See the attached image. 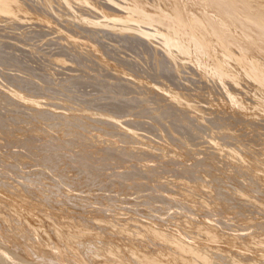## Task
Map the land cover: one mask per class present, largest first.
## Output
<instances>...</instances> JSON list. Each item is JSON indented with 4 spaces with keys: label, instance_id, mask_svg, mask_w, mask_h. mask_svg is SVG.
Here are the masks:
<instances>
[{
    "label": "bare ground",
    "instance_id": "6f19581e",
    "mask_svg": "<svg viewBox=\"0 0 264 264\" xmlns=\"http://www.w3.org/2000/svg\"><path fill=\"white\" fill-rule=\"evenodd\" d=\"M196 5L200 7L199 9L197 8L198 10L195 7ZM31 7L36 8L37 11L35 15L34 13L31 14L32 9L29 11ZM34 10L32 11L35 12ZM51 43L54 50L52 55L51 53L47 54L48 51H44L43 48L47 45V49H52L51 46L49 47ZM50 52H52V50H50ZM81 56L91 61H88L90 65H93L91 68L94 67L96 72L99 73L104 80H107V83L109 79H116V84L119 83L117 86L121 87L118 88L115 85L116 88H118L116 91H112L111 87V90H109L107 88L108 86L105 87L101 84L102 82H106V80L101 82L100 79L97 78L98 74L96 75L94 73L96 76L95 80L89 78L90 85L88 86V83L86 85L88 89L92 88V90L89 91L85 87L86 89H84L89 91L87 93V91L77 90L76 88L77 99L81 101L82 104L86 103L87 106L88 103V106H90L99 101L98 104L100 106L97 105L102 107L106 100V95H110L108 94L109 92L106 93V91L114 92L111 94V97L114 98H112L114 103L111 101L112 99H108L109 103L110 101L113 103L108 104V106L112 108V105H115V110L123 109L117 107V98L121 96L119 99L123 98L125 105V99L129 93L132 94V96L135 95L140 98L144 96L148 100L163 104L161 105L158 103L161 105V108L157 112L153 111V107V110H150L161 119L160 121L163 125L168 124L166 125V131L164 129L162 132L159 131L164 136L166 134L169 138L171 146L168 142L170 150L168 147L167 151L171 152L169 153L172 158H168V161H163L160 157L163 162L160 161L158 156L161 154L158 149L157 152L159 155H156L158 161L153 160L155 157L152 156V158V154H150V158H148L149 156L143 155L145 152H142L143 154H140L146 156L149 162H151H145V166L142 165L143 167L137 164V161L141 157L138 156L139 154H135L133 149L134 154L130 153L131 150L129 152V149L127 150L128 152L125 151L127 149L125 145L127 144L126 142H128V146L132 144L129 141L133 142V140L135 144L143 145L147 139H149L150 142V137L148 138V136H146L147 139L145 140L143 137L145 135L141 137V133H139L141 134L139 136V134L133 131L134 128L132 126H134V124L132 125V123L135 117L133 119L130 118V120H132L131 122L127 120L128 118L124 120L119 119L120 117L117 115V118L116 116L113 118L112 116H107L108 119H106L104 116V107L102 116H104L106 120L100 119L101 115L99 114H101V110L100 112L97 110V112H95L85 108L84 113L86 112L88 115L92 114V116L98 114V119L102 122L101 124H107V126L109 124H111L110 126L116 124L117 126L115 125V127L117 128L120 124V131L122 133L117 135L119 138L118 143L121 140V144L125 143L126 149H124V147L116 149L107 147L106 149L109 150V152H116L118 156L115 155L117 158L119 157V159L115 157L118 161L115 160L114 157H108L111 162H109L108 159L107 165L111 164L112 169L120 166L121 164L118 165V163L122 158H120L119 155L124 156V158L128 157L122 160H128L129 162L126 163L125 161L127 166L125 164L126 167L124 168V162L122 161V170L118 169L115 173L113 172V174H115L114 180L120 179L119 181L123 182V185L126 184L127 186L130 185L135 188L125 187V185V189H137L138 191L141 189L144 193L146 192L145 190H147L145 189L147 184L144 181H146V179L152 180L153 185L156 183L154 186L155 188L153 187L155 190L161 189L162 192H165L164 195L161 193V197H164L161 203L165 206L161 205L163 206L161 207L146 203L148 204L147 210H144L142 213V210L140 213L134 210L136 214H140L135 216L136 214L133 212V205L135 204L131 205V207H127V205L126 210L128 211L130 209L135 217L131 216L130 218L122 215V217H116L115 219L117 215L112 216L113 214L111 215V213L106 212V214H109V217L111 216L114 218L113 219L105 217L106 215H97L98 213L95 212L93 206L92 208H94L93 210L97 216L95 214V216H87L89 213L87 214V210L85 211L84 205L80 206L79 204L80 207L77 206L80 209L81 207L84 208L82 211L86 212V216L83 217L80 215L81 218L83 217V221L79 220L81 218H77V220H79L77 221L74 220L73 217L71 218L70 213L67 214L65 212H69L67 210L70 209L76 210L75 204L71 205V202H73V199L75 201V198H77L74 202L76 203L80 198L79 196L75 198L71 197L72 195L70 194L64 196L61 195V190V193L59 192L58 188L61 187H58L55 191H50L51 189L47 190L49 188L48 186L46 189L48 192L55 195L60 193L59 195L61 197L63 196V198L57 196L62 199L61 201L64 203L69 202L71 207L67 209L68 207L66 206L65 210V204L59 201L63 204L62 206L65 211L61 207V204L60 206L59 204H56V206L54 204L53 208L50 204V208L46 209L47 207L44 201H47V205H49V200L51 197L53 199V194L49 200H45L46 195H44L43 192L45 199H39L41 202L38 201L37 203V198L35 197L38 195L36 194L35 196L34 194V185H32L33 188L26 184L28 183L26 178L30 176L25 178V184L19 182L13 183L12 181L15 179L11 180V182L9 180V186H7L8 184L6 183L2 185L1 182L5 177H0L2 179L0 182V264H119L121 261H117L116 259L120 258L125 259L127 264H264V244L261 242V240L264 241V0H0L1 65L2 63L8 66L20 65L25 68L30 66L32 68L29 67L30 70L27 71H30L32 74L31 76L29 73L31 76L30 79L32 81L35 80V82L37 80L43 81L45 86H50V89L54 82L58 83L61 81L63 84V78L66 80L68 77L72 81H75L73 79H75L76 76H81L79 68L81 67V63L84 62V59H82V61L80 60V58H84ZM89 63L86 65L89 66ZM12 67L13 66H11V68ZM17 69H19V67H17ZM8 76L9 74L7 77ZM21 79L23 78L21 77ZM96 79L101 82L100 84L103 87L99 86L100 84L96 82ZM112 80L110 82H112ZM27 81H22V84L25 86V84H28ZM43 82L40 83V85H42ZM37 83L38 82L34 84H36L35 86H37L38 89ZM84 84H86V82ZM110 85L112 86V84H109V86ZM65 86L66 85H64V87ZM12 92L13 95L11 94L6 98L7 100L11 99L15 104L17 102L16 100H19V95L27 94L21 91ZM90 93L94 95L91 97ZM100 93H102L103 96L105 95V100L104 102L102 101V105L100 102L103 99L98 100L102 97ZM125 93L127 94L125 95ZM67 94L69 95V93ZM130 94L128 97L132 98ZM124 95L125 98L123 97ZM135 96L134 98L136 100L137 98ZM33 98L35 99V97ZM49 99L50 100L45 98V100L51 103V98L49 97ZM65 100H68V98ZM48 101L46 102L49 103ZM61 101L62 100H60V102ZM77 102L75 103L78 104V106L76 105L75 109L77 107L76 110L78 111L80 102ZM145 102L144 104L148 102L147 105L149 106V101ZM120 103L123 102L121 101ZM68 104L66 101L64 105ZM64 105L61 104L60 107ZM48 106V108H50L49 110H51L55 105ZM69 106L67 109H69ZM83 106H85V104ZM108 106L105 108L110 109ZM128 106H130V104ZM157 107L159 106H156V110ZM28 108L27 106L25 110ZM32 111L35 112V110ZM42 111L39 113L42 114L44 112ZM46 112H48V110ZM46 112H44L45 115ZM129 112L130 111L127 113ZM84 113H82V115ZM122 113L120 112L121 115H123ZM74 115H78L76 111ZM127 115L128 114H126V116ZM167 116L169 118L172 117L170 118L172 121H169ZM80 117L83 116H77V118ZM193 117L197 119V122ZM192 119L194 121H192ZM94 120H96L95 122L97 123L98 120L96 118ZM140 120L141 119H139V121ZM188 120L196 123L190 125ZM0 121L2 122V120ZM89 123L91 125V122ZM89 123H87V125H89ZM18 124H16V128H18ZM101 124H99V127L97 126L98 124H93V126L100 128ZM193 124H195L194 128L192 127ZM159 126L161 125H158V128L162 129ZM25 127L27 126L25 125ZM52 127L54 128V126ZM102 127H105V125ZM190 127H192L191 129H194V131H191ZM158 128L153 129L155 131L158 130ZM242 128L244 132L241 131ZM26 129L28 130V128ZM107 129L105 132H109ZM115 130L117 129H114V131ZM28 131L30 132L33 130L29 129ZM150 131L148 132L149 134L156 135L157 131L154 134ZM12 132L11 130V133ZM110 133L108 138H110ZM107 134L104 136H108ZM101 135L100 133L99 136ZM157 135L159 134L157 133ZM30 136L32 135L30 134ZM50 136L48 138H51ZM154 136H152L153 140L156 137ZM96 137L98 138V135ZM163 137L159 138L161 140L158 139L159 141L163 140L161 142L162 144H164ZM27 139L29 140L30 138ZM101 140L99 142H101ZM109 140L111 139L106 141ZM111 141L113 142V138ZM122 141H124V143ZM155 142L156 141L153 142V145L155 144L154 147L156 149V146L160 147V143L157 142V145ZM113 143L112 145H114ZM118 143L117 145L119 146ZM53 144L55 143L53 142ZM103 144H105L106 147V143L104 142ZM11 145L12 142L8 146L10 147ZM52 145L51 147H54V145ZM100 146L102 145L100 144ZM92 147L93 146H91V150H93ZM136 147L138 148V146ZM146 148L145 146V149ZM150 148L148 147V151L151 150ZM19 149L21 148H18V151ZM144 151H146V154L149 153L147 150ZM162 151L163 150H161V152ZM167 151L165 148L164 154H166L165 152ZM157 152L153 154H158ZM164 154L162 153V156ZM12 155L11 157H14ZM73 155L71 154V156ZM22 156L24 155L20 157ZM15 157L17 158L18 155ZM75 157L77 158V156ZM25 158L26 157L23 159L25 160ZM82 158L84 159V157ZM1 159L4 160V158L0 157V160ZM72 159L74 160L75 158ZM146 160L145 157L144 159L142 157L140 162L142 161L143 163ZM54 161L55 160H53V162ZM70 161H67V163ZM112 161H114L115 164L117 163L118 166L114 165L116 167L113 168L114 162L112 163ZM6 162L8 161L5 159V163ZM5 163L3 164L5 165ZM36 164V167H38V163ZM69 164L64 166L67 168ZM150 164L157 166V170L155 166L152 167ZM12 165L14 166L15 164ZM82 165H84V163ZM27 166H29V163L25 168ZM61 166L63 165L58 166L57 169L60 170L62 168ZM5 167L2 166V173L3 171L7 172V170H11V166L10 169ZM68 169H71V166ZM74 169L75 168L71 169V171ZM13 170L15 172V169ZM63 170L65 169H62V172ZM154 170L159 174V178ZM39 172L36 171L37 174ZM74 172H71L72 175ZM64 173H67V171ZM10 174L7 172V175H3L8 177ZM16 174L18 175V172H16ZM16 174L12 175H15L16 178ZM26 174L29 175L28 172ZM40 174L43 173L41 172L39 175ZM3 175L1 174V176ZM12 175L10 176L11 178ZM43 175H45V173ZM57 175H59V173ZM60 175H63V173ZM67 175L64 177V181L65 178L68 177ZM129 175L133 176V178H128L127 181L124 177ZM155 176H157L156 179ZM17 177L19 178L20 176L18 175ZM40 177H42V175ZM57 177L60 178L59 176ZM71 177L72 176H70V178ZM6 178L5 180L9 177ZM44 178L46 177L43 176L42 179L46 180ZM38 179L40 180V178ZM69 179H67V181H69ZM72 179L73 178H71V180ZM28 181H30V179ZM47 182H49V179ZM33 183H35L34 180L32 181V184ZM70 183H72V181ZM115 183H109L110 190L106 188L107 186L104 187V185V188H101L112 191L111 185ZM66 184L68 185V183ZM149 185L150 182L148 186ZM113 186L115 188L116 185ZM72 187L75 189L74 184ZM76 187L78 186L76 185ZM119 187H121V185ZM73 188L72 190H74ZM39 189L40 188H38V190ZM118 189L124 190L123 187ZM121 190L119 192H121ZM123 190L121 193L124 192ZM41 191L43 190L41 189ZM47 191L45 193H47ZM82 191L85 190H81V192ZM116 192L118 193V190ZM121 193L120 195L124 194ZM127 193L125 192V194ZM32 194L36 200L33 199ZM130 194L127 196H130ZM157 195H155V197ZM57 196H55V199ZM151 196L152 195H150V198L153 199L154 196ZM104 198L103 196V199ZM115 198L113 197L112 199ZM112 199L109 200L108 197L109 202ZM125 199L126 198H124L123 201L124 205L125 201L127 202L126 204L135 203L133 200L131 202V199ZM138 199L140 198L138 197ZM104 200L106 201L107 197ZM147 200L149 201L150 199L148 198ZM158 200L157 202L159 203L162 199ZM50 201L52 202L54 200ZM118 201L120 202V200ZM151 201L156 203L155 200ZM195 201L199 204L193 205ZM97 202L99 203V201ZM109 202L107 203L108 205L110 204ZM119 202L118 204L121 203ZM101 203L103 204V202H100V204ZM122 204L123 203L120 205ZM87 205L89 206V204ZM72 206L74 208H72ZM112 206L109 208L111 211L112 208H114ZM79 208L78 211H80ZM122 208L123 205L120 209H117L124 211V208ZM163 210L166 213L163 212ZM131 211H128V213L131 214ZM159 211L161 214L162 212L163 214H167V218H161L162 215H158ZM88 212L90 211L88 210ZM80 214H82V212H80ZM77 215L79 216V214ZM252 228L258 231L262 230L260 237L257 236L259 239L248 236V230ZM17 235L20 237L16 238ZM253 236L256 237L255 234ZM112 257H114L115 260H113Z\"/></svg>",
    "mask_w": 264,
    "mask_h": 264
},
{
    "label": "rangeland",
    "instance_id": "374dc122",
    "mask_svg": "<svg viewBox=\"0 0 264 264\" xmlns=\"http://www.w3.org/2000/svg\"><path fill=\"white\" fill-rule=\"evenodd\" d=\"M196 7V9L198 8H200L199 6H195ZM30 9H32V10H34L35 12H33L32 10H31V14H33L34 13V15L36 14V8H33V7H31V8H29V11H30ZM195 9V10H196ZM197 9V10H198ZM52 45V43L49 45V47ZM45 47H46V49H45ZM47 45H45L43 48H44V51L46 50V52H47V54H49V53H51V55H52V53H53V46H51L52 47V49L50 48V50H52V52H50V50L49 49H47ZM55 48V47H54ZM51 55H49V56H51ZM81 57H84V56H81ZM82 59H84L83 61L84 62H82L81 63V67L79 68L80 70H79V72L81 73L80 75L81 76H76L75 77V79H73V80H75V81H72L70 78H68L69 80H70V83H69V80L66 78V80H64L65 78H63L62 80H63V84H62V82L61 81H59L58 83L57 82H54V83H52V85H51V88L49 89V87L50 86H48L47 87V85L45 86L44 85V82L43 81H40V83H42L43 82V84L42 85H40V83H39V81L37 80L36 82H38L37 83V85H38V89H37V86H35L36 84H34V83H36L35 82V80H31L30 79V77L32 76V74L30 73V71L29 72H27L28 70H30V68H32V67H24V66H20V65H11V66H13L12 68H11V66L9 65H7V64H4L3 65V63H2V65H1V63H0V120H2V122H3V124H2V122L0 121V157H2V158H4V160L3 159H1L0 160V177L1 178H3V177H7V176H4L3 174H5V175H7V172H8V174H10V176L12 175V174H16V172H18V175L20 176L19 178L16 176V178H15V175H12V178L8 175V181L7 180H5V178H3L4 180L2 181V179L0 180V182H1V184L2 185H4L3 183H6V184H8V183H10L11 182V180H14V181H12L13 183L14 182H19V183H26L24 180H25V178L27 177V176H30V177H27L26 178V181L28 182V183H26L27 185H29L30 187H33L32 185H34V187L35 188H37V189H35L34 187V194H35V196H36V194L38 195V196H36L35 198H37V200L34 198V195L32 196L33 197V199H35L36 200V202L38 203V201L39 202H41V200H44L45 198V196L44 195H46V199L45 200H49L50 199V197L52 196V194L50 193V192H48L47 190H50V191H55V190H57V188L58 187H61V188H58L59 189V192L61 193V191H62V193H61V195H67V194H70V195H72L71 197H73V198H75V197H77V196H79L80 198L78 199V200H80V201H78L77 200V202L76 203H74L75 201H76V199L77 198H75V201H74V199H73V202H71V205H73V204H75V209L76 210H74V209H70V210H67V211H69V212H65V213H70V216H71V218L73 217V219L74 220H77V218L79 219V218H81V216H83V217H85L86 216V212H87V214L89 213V215H87V216H90V215H96V213H98L97 215H99V214H101V216H105V217H109V214H106V212L107 213H111V215L112 216H115V215H117V216H115V219H116V217L117 218H119V217H122V215L125 217V216H128V217H130L131 218V216L133 217L134 216V214H136V212H138V213H140V211H141V213L144 211V210H147L146 208H147V205L148 204H146V203H149L150 205L152 204V205H157V206H161V205H164V204H162L161 202L163 201V196L161 197V193H163V195L165 194V192L163 191L162 192V190L161 189H159V190H155L154 188V186L156 185V183H154V185H153V183H152V180H149V179H146V181L148 182H146V181H144L146 184H147V186H146V188L145 189H147V190H145L146 192L144 193V191H141V189L138 191L137 189L136 190H130L129 188H126L125 189V187H132V186H127L126 184V186L125 185H123L124 183L123 182H121V181H119L118 179L117 180H114L115 179V177H114V175L115 174H113V172L115 173V171H117L118 169L119 170H122V168H123V163H122V161L124 162V168L127 166V164L126 163H128L129 161L128 160H125L126 161V163H125V161L124 160H122L123 158H124V156H122V155H119L120 156V158H122V159H120L121 161V163L119 162L118 163V165H120V166H118L117 165V163L115 164V162L114 161H112V163H113V168L114 167H116V166H118L117 168H115V169H112V165L111 164H109L110 165V167H109V165H107V161H108V159L110 158V157H114V159H115V157L117 158V154L118 153H114V152H112V151H110L109 152V150H107L106 148L107 147H109V148H123L124 147V149H126V147H125V145L127 146V149L125 150V151H127L128 149H129V152H130V150H131V152L130 153H132V154H134V152H135V154H139L138 156L140 157V159L137 161V164H139V165H141L140 167H143V166H145V162L147 163V162H149V159L148 158H150V154H152L151 155V157L153 156V157H155V158H153V160H156V161H158L157 160V157H156V155L158 156L159 155V153L161 154V155H159L158 156V158L160 159V157H161V159L163 160V161H168L169 159L168 158H172V156H171V152L169 153L168 151H167V148L170 150V141H169V138L167 137V135L165 134V136L162 134V133H160V131L162 132V130L164 129L165 131H166V129H167V126L166 125H168V124H164L163 125V123H161V119L159 118V117H157V115H155V111L157 112L160 108H161V105H163V104H161V103H159V102H157V101H152V100H148V99H146L144 96H141V98L140 97H137V96H135V95H133L132 96V94H130V96H132V98H134V96L138 99H136L135 100V98L134 99H132L131 97L129 98L128 96H129V94L126 96V99H125V105H124V100H123V98H120L119 99V97H121V96H119L117 99V101H116V104L118 105H116L117 107H119V108H123V109H121L122 111H123V113H122V111L121 110H115V108H114V106L115 105H112L113 107L111 108V106H108V104H113L114 103V98L113 97H111V94H113L114 92H112V91H116V89H118L120 86H117V85H119V83L118 84H116L117 82L115 81L116 79H111L112 80V82H110L111 80L109 79L108 81V83L109 84H112V86H113V84H114V86L112 87L111 85L109 86V84L107 83V80H106V82H102L104 79L101 77V75L99 74V73H97L96 72V69H94V67L93 68H91V66H93L92 64L90 65V63L89 62H91V61H89V59L88 58H80V60L82 61ZM86 59H88V60H86ZM87 62H86V61ZM89 61V62H88ZM86 62V63H85ZM87 63H89L88 65L90 66H87L86 64ZM85 64V65H84ZM83 65V66H82ZM5 66V67H4ZM55 66V65H54ZM17 67H19V69H17ZM21 67V68H20ZM23 67V68H22ZM56 67V66H55ZM54 67V68H55ZM3 68V69H2ZM7 68V69H6ZM53 68V69H54ZM21 69H22V71H21ZM91 69H92V71H91ZM56 70H57V68H56ZM94 70H95V72H94ZM10 71V72H9ZM25 71V72H24ZM21 72V73H20ZM85 72V73H84ZM89 72V73H88ZM4 75H3V74ZM11 73V74H10ZM15 73V74H14ZM20 73V74H19ZM31 74V76H30V74ZM77 73V72H76ZM88 73V74H87ZM97 75L98 74V79H100V81L102 82H99V80L97 81V79H96V82H98V84H102L103 86H105V87H107L109 90H111V88H112V93L110 92V91H106V93L107 92H109L108 94H110V95H106V100H107V104H106V100L104 99V97H105V95L103 96L102 95V93H100V95L102 96H99V97H101V98H99V97H97V98H99L98 100H101V99H103V100H101V102H100V104L102 105V103L104 102V100H105V102H104V105H102V107H99L100 105L98 104L99 103V101H98V103H95V104H93V105H90V106H88V103H87V106H86V103H84L85 104V106H83L84 104H82L81 103V101H78V99H77V96H76V88H77V90L78 89H80L81 91H87V90H92V88H90V89H88L87 87H86V85H87V83H88V86L90 85L89 83H90V81H89V78L91 79V80H95V74ZM9 74V76L7 77V75ZM24 74V75H23ZM27 74H29V75H27ZM94 74V75H93ZM18 75V76H17ZM84 75V76H83ZM92 75H93V77H92ZM24 76V77H23ZM86 76V77H85ZM21 77L23 78V79H21ZM81 77V78H80ZM102 78V80H101V78ZM20 78V79H19ZM25 79H26V81H27V83L29 84V86H28V84H25V86L22 84V81H24V82H26L25 81ZM7 80V81H6ZM31 81V84H30V81ZM81 80V81H80ZM84 80V81H83ZM104 80V81H105ZM67 81V82H66ZM66 82V83H65ZM72 82V83H71ZM73 82H75L76 83V85H75V83H73ZM81 83V85H80V83ZM86 82V84H84ZM115 82V83H114ZM10 83V84H9ZM107 83V84H106ZM34 84V85H33ZM70 84V85H69ZM72 84V85H71ZM73 84H74V86H73ZM78 84V85H77ZM97 84V85H98ZM99 85V86H102V85ZM104 84H106V85H104ZM40 85V86H39ZM63 85V86H62ZM64 85H66L65 87H64ZM82 85H84V86H82ZM118 87V88H116V86ZM13 86V87H12ZM31 86V87H30ZM44 86H45V88H44ZM79 86V87H78ZM102 86V87H103ZM34 87H36V88H34ZM62 87V88H61ZM73 89H72V88ZM81 87V88H80ZM87 88V90H85L86 88ZM111 87V88H110ZM15 88V89H14ZM35 90H34V89ZM42 88V89H41ZM61 88V89H60ZM85 88V89H84ZM113 88H115V89H113ZM121 88V87H120ZM25 89V90H24ZM43 89H45L44 91H42ZM103 89V88H102ZM21 91V92H25V93H27V94H23V95H19L18 97H19V100L17 99H15L17 102H16V104L11 100V99H9V100H7V98L6 97H8V96H10L11 94L13 95V92L12 91ZM30 90V91H29ZM42 92H41V91ZM51 90V91H50ZM70 90H71V92H70ZM104 90V89H103ZM102 90V91H103ZM38 91V92H37ZM46 91V92H45ZM63 91V92H62ZM89 91H87V93L89 92ZM5 92V93H4ZM50 92V93H49ZM104 92V91H103ZM45 93V94H44ZM55 93V94H54ZM67 93H69V95L67 94ZM73 93V94H72ZM75 93V94H74ZM84 93V92H83ZM8 94V95H7ZM40 94V95H39ZM49 94V95H48ZM84 94H86V93H84ZM96 94V93H95ZM121 94V93H120ZM127 93H125V95H126ZM30 95V96H29ZM47 95H48V97H47ZM92 95H94L93 93H90V96L92 97ZM99 95V94H98ZM97 95V96H98ZM125 95L123 96L124 98H125ZM5 96V97H4ZM27 96H29V97H27ZM35 97V99L33 98V97ZM36 96H37V98H36ZM70 97V99H69V97ZM76 96V97H75ZM17 97V98H18ZM32 97V98H31ZM39 97H40V99H39ZM49 97L51 98V103H50V101H48V100H50L49 99ZM65 97V98H64ZM94 97V96H93ZM108 97H110V98H108ZM142 97H144V98H142ZM5 98H6V100H5ZM44 98V99H43ZM45 98H47L48 100H45ZM54 99V101H59V102H54L53 101V99ZM68 98V100H65V99H67ZM74 98V99H73ZM76 98V99H75ZM113 98V99H112ZM58 99V100H57ZM62 100L61 102H60V100ZM111 100L113 103H111V101H110V103L108 102L109 100ZM122 99V100H121ZM130 99H132V100H130ZM140 99H142V100H144V101H142V100H140ZM72 100V101H71ZM73 100H74V102H73ZM76 100V101H75ZM128 100V101H127ZM8 101H10V102H8ZM46 101H48L49 103H47ZM52 101H53V103H52ZM67 101V104H68V102H69V104L68 105H64L65 104V102ZM78 101V102H77ZM103 101V102H102ZM123 102V103H120V102ZM131 101V102H130ZM145 101H149V106L147 105L148 104V102H147V104H144V102ZM24 102V103H23ZM37 102V103H36ZM70 102H72V103H70ZM75 102H77V103H79V109H78V111L76 110L77 109V107H76V109H75V106L77 105L78 106V104H76ZM155 102V103H154ZM156 102H157V105H156ZM18 103H20V104H18ZM22 103V104H21ZM30 103V104H29ZM59 103V104H58ZM75 103V104H74ZM132 103V104H131ZM142 103V104H141ZM146 103V102H145ZM161 104V105H159V104ZM15 104V105H14ZM29 104V105H28ZM53 104L55 105L53 108H51V110H49L50 108H48L49 106L48 105H52L53 106ZM61 104H63L64 106H62V107H60V105ZM71 104V105H70ZM99 106H98V105ZM127 104V105H126ZM130 104V106H128ZM138 104H139V107H138ZM9 105V106H8ZM20 107H18V106ZM30 105H31V107H30ZM42 105H44V106H42ZM60 107H58V106ZM70 105V106H69ZM73 105V106H72ZM81 105V106H80ZM141 105V106H140ZM152 105H154V106H152ZM29 107L28 109H26L25 110V108L26 107ZM68 106H69V109H67L68 108ZM95 106H97V107H95ZM109 107L110 109H106L105 107ZM120 106H122V107H120ZM126 106V107H125ZM136 108H135V107ZM150 106H151V108H150ZM156 106H159V107H157V110L155 109L156 108ZM7 107V108H6ZM24 107V108H23ZM51 107V106H50ZM58 107V108H57ZM65 107V108H64ZM103 107H104V116L106 117V119H108V117H111L112 116V118L114 117V116H118V117H120L119 119H122V120H124L125 118L127 119V120H129L130 122L132 121V120H130V118L131 119H133L134 117V119H133V123H132V125L134 124V126H132L133 128H134V132H136L137 134H139V133H141V134H139V136L141 135V137L143 136V135H145V136H143L144 137V139L146 140L147 139V137L146 136H148V138L150 137V142H149V139H147L146 140V142H145V144L143 145V144H135V142H134V140H133V142L132 141H129L130 143H132V144H130L131 146H133V147H131L130 145L128 146V142H126L127 144H125L124 143V141H122L124 144H121V140H120V142L118 143V141H119V138H118V134H121L122 132L120 131V124H119V128L117 127H115V125L116 124H112V126H110L111 124H109L108 126H107V124H101L102 122L101 121H99V115H101V117H100V119L102 118V119H105L104 118V116H102L103 115ZM134 107V108H133ZM154 108V110H153V108ZM31 108V109H30ZM37 108V109H36ZM63 108V109H62ZM89 109V110H92V111H95V112H100V110L102 111L101 112V114H94L93 116H92V114L90 115H88V114H86V112L84 113V109ZM91 108H93V109H91ZM129 109V110H126V109ZM132 108V109H131ZM6 109V110H5ZM46 109V110H45ZM54 109V110H53ZM60 109V110H59ZM67 109V110H66ZM71 109H72V112H71ZM74 109V110H73ZM83 111H82V110ZM95 109V110H94ZM125 109V110H124ZM131 109V110H130ZM150 109H152L154 112H152ZM9 110V111H8ZM32 110H35V112L34 111H32ZM46 112L47 110H48V112H50V113H48V112H46V115L47 114H49V115H45L44 114V112ZM64 110V111H63ZM66 110V111H65ZM97 110V111H96ZM8 111V112H7ZM25 111V112H24ZM43 112L42 114L41 113H39V112ZM75 111H76V114H78V115H74L75 114ZM82 111V112H81ZM106 111H108V112H106ZM126 111V112H125ZM128 111H130L129 113H127ZM150 111V112H149ZM21 112V113H20ZM38 112V113H37ZM68 112H70V113H68ZM74 112V113H73ZM77 112H81L80 114L79 113H77ZM119 112V113H118ZM120 112L123 114V115H121L120 114ZM139 112V113H138ZM36 113V114H35ZM82 113H84L83 115H82ZM10 114V115H9ZM24 114V115H23ZM37 114H39V115H37ZM41 114V115H40ZM44 114V115H43ZM72 114V115H71ZM110 114V115H109ZM115 114V115H114ZM120 114V115H119ZM125 114V115H124ZM126 114H128L127 116H126ZM16 115V116H15ZM25 115H26V117H25ZM32 115V116H31ZM55 115V116H54ZM67 115V116H66ZM86 115V116H85ZM96 115V116H95ZM143 115V116H142ZM145 115V116H144ZM154 115V116H153ZM173 115V114H172ZM41 116H42V118H41ZM50 116V117H49ZM74 116V117H73ZM77 116L79 117V116H83V117H80V118H77ZM90 116V117H89ZM108 116V117H107ZM117 116H116V118H117ZM123 116V117H122ZM125 116V117H124ZM129 116V117H128ZM15 119H14V118ZM32 117H34V118H32ZM39 117V118H38ZM44 117V118H43ZM55 117H57V118H55ZM60 117V118H59ZM85 117H89V118H85ZM93 117H95L98 121H97V123L95 122L96 120H94L95 118H93ZM122 117V118H121ZM168 117V116H167ZM10 118V119H9ZM36 118V119H35ZM48 118V119H47ZM59 118V119H58ZM66 118V119H65ZM169 118V117H168ZM170 118H172V117H170ZM169 118V121L171 120L172 121V119H170ZM195 120H196V122H197V119L195 118V117H193ZM9 119V120H8ZM14 119V120H13ZM27 119V120H26ZM80 119H82V120H80ZM105 119V120H106ZM139 119H141L140 121H139ZM16 120V121H15ZM54 120V121H53ZM76 120H77V122H76ZM139 121V123H138V121ZM6 121V122H5ZM12 121V122H11ZM18 121V122H17ZM21 121V122H20ZM86 121H88V122H85ZM94 121V122H93ZM189 121V124L190 125H192V123H196V122H192V121H194L193 119H192V121L191 120H188ZM191 121V122H190ZM15 122V123H14ZM24 122V123H23ZM44 122V123H43ZM57 122V123H56ZM75 124H74V123ZM89 122H91V125H90V123ZM92 122H93V124L94 125H97L98 127H99V124H101L100 126V128H98L97 126H93V124H92ZM8 123V124H7ZM14 123V124H13ZM19 123V124H18ZM34 123V124H33ZM87 123H89V125H87ZM96 123V124H95ZM106 123V122H105ZM146 123H148V124H146ZM2 124V125H1ZM16 124H18V128H16L17 127V125ZM21 124V125H20ZM27 126V127H25V125ZM28 124V125H27ZM56 124V125H55ZM135 124H136V126H135ZM144 124V125H143ZM152 124V125H151ZM33 125V126H32ZM37 125V126H36ZM40 125V126H39ZM49 126V128H48V126ZM74 125V126H73ZM103 125H105V127L107 126L108 127V129H107V127L105 128V127H102ZM154 125H155V127H154ZM158 125H161V126H159V127H161L162 129H159L158 128ZM194 125L195 124H193V128H194ZM11 126H13V127H11ZM23 126V127H22ZM52 126H54V128L52 127ZM63 126V127H62ZM117 126V125H116ZM138 126V127H137ZM148 126V127H147ZM10 127V128H9ZM25 127V128H24ZM36 127V128H35ZM39 127V128H38ZM43 127V128H42ZM46 128V130H47V128H48V132L45 130V128ZM58 127V128H57ZM81 127V128H80ZM115 127V128H114ZM192 127H190V130L192 131H194V129H191ZM12 128V129H11ZM26 128H28V130L30 129V130H33V131H28ZM145 128V129H144ZM153 128H155V129H157L158 128V130H155L154 131V129ZM7 129V130H6ZM16 129H18V130H16ZM36 129V130H35ZM59 129V130H58ZM74 129V130H73ZM103 129H104V131H103ZM107 129V131H109V132H105V130ZM112 131H111V130ZM114 129H117V130H115L114 131ZM118 129H119V131H118ZM136 129V130H135ZM139 129V130H138ZM152 129V130H151ZM243 129V128H242ZM241 129V131L242 132H244V129L242 130ZM11 130L13 131L12 133H11ZM15 130H16V132H15ZM21 130V131H20ZM54 130V131H53ZM99 131V133H98V131ZM152 131V133L154 134L156 131V137L154 136V135H152L151 133L149 134L148 132L149 131ZM160 130V131H159ZM4 131H6V132H4ZM27 131V132H26ZM38 131V132H37ZM40 131V132H39ZM42 131V132H41ZM101 131V132H100ZM118 131V132H117ZM150 131V132H151ZM154 131V132H153ZM21 132V133H20ZM23 132V133H22ZM36 132H37V134H36ZM98 134H97V133ZM104 132V133H103ZM111 132V133H110ZM112 132H113V134H112ZM2 133V134H1ZM5 133V134H4ZM9 133V134H8ZM27 133V134H26ZM48 133V134H47ZM56 133H57V135H56ZM66 133V134H65ZM91 133V134H90ZM100 133L102 134L101 136H99L100 135ZM108 133V134H107ZM109 133H110V138H108L109 137ZM144 133V134H143ZM147 135H146V134ZM157 133L159 134V135H157ZM15 134V135H14ZM30 134L32 135V136H30ZM47 136H46V135ZM108 135V136H104V135ZM149 134V135H148ZM8 135V136H7ZM29 135V136H28ZM51 135V136H50ZM98 135V138L96 137ZM151 135V136H150ZM13 136V137H12ZM46 136V137H45ZM51 137V138H48V137ZM57 136V137H56ZM92 136V137H91ZM117 138H116V137ZM152 136H154L155 138H154V140H153V137ZM160 136H164V137H166V138H164L163 137V139H164V144H162L161 142L163 141H159V140H161V139H159V138H162V137H160ZM46 139H45V138ZM66 137V138H65ZM74 137V138H73ZM101 137H103V138H101ZM152 137V138H151ZM11 138V139H10ZM27 138H30L29 140L27 139ZM48 138V139H47ZM61 138V139H60ZM77 138H78V140H77ZM97 138V139H96ZM100 138V139H99ZM111 139L112 140V138H113V142L111 141V140H109V141H106V140H108V139ZM117 140H116V139ZM157 138V139H156ZM167 138H168V140H167ZM34 139H35V141H34ZM102 139V140H101ZM105 139V140H104ZM114 139H115V141H114ZM159 139V140H158ZM24 140V141H23ZM37 140H39V141H37ZM50 140V141H49ZM66 140V141H65ZM76 140V141H75ZM101 140V142H99ZM167 140V141H166ZM22 141V142H21ZM46 141V142H45ZM58 141V142H57ZM82 141V142H81ZM84 141V142H83ZM103 141V142H102ZM152 141V142H151ZM154 141H156L155 143L158 145V143H160L159 145H160V147L159 146H156V149H155V147H154V145H153V142ZM11 142H12V145L10 146V147H14L13 149L12 148H10L8 145H10L11 144ZM15 142V143H14ZM28 142V143H27ZM40 142V143H39ZM44 142H45V144H44ZM53 142L55 143V144H57L58 145V147H57V145H55V144H53ZM106 143V147H105V144H103V143ZM109 142V143H108ZM110 142H111V144H110ZM119 144V146L117 145V143ZM158 142V143H157ZM166 142V143H165ZM168 142H169V145H168ZM1 143H3V144H1ZM6 143V144H5ZM35 143V144H34ZM63 143V144H62ZM74 143V144H73ZM79 145H78V144ZM85 143V144H84ZM99 143V144H98ZM112 143L114 144V145H116V146H114V145H112ZM8 144V145H7ZM27 144V145H26ZM53 144L54 145V147H51V145ZM100 144L102 145V146H100ZM150 144V145H149ZM3 145V146H2ZM52 145V146H53ZM63 145V146H62ZM93 146L92 147V149L94 150H91V146ZM104 145V146H103ZM138 146V148L136 147V146ZM149 145V146H148ZM152 145V146H151ZM161 145H162V147H161ZM168 145V146H167ZM22 146V147H21ZM79 146V147H78ZM82 146V147H81ZM113 146V147H112ZM140 146H142V147H140ZM144 146V147H143ZM145 146L147 147L146 149H145ZM164 146H165V148H166V151L167 152H165L166 154H164V151H165V148H164ZM30 147V148H29ZM34 147V148H33ZM43 147H46V148H43ZM51 147V148H50ZM73 147V148H72ZM130 147H131V149H130ZM148 147L150 148V147H152V148H150L151 150L150 151H148L149 149H148ZM158 147V148H157ZM18 148H21V149H19V151H20V154H19V151H18ZM25 148V149H24ZM79 148V149H78ZM89 148V149H88ZM105 148V149H104ZM136 150H135V149ZM139 148H140V150H139ZM142 148H143V150H142ZM161 148V149H160ZM7 149H9V150H7ZM17 149V150H16ZM22 149H24V150H22ZM30 149V150H29ZM55 149V150H54ZM78 149V150H77ZM100 149V150H99ZM134 150V152H133V150ZM155 151V152H157V149H158V151H159V153L158 154H153V153H155L153 150ZM160 149V150H159ZM11 150H12V152H11ZM34 150V151H33ZM37 150V151H36ZM91 150V151H90ZM96 150V151H95ZM142 150V151H141ZM144 150H147L149 153L148 154H146V151H144ZM161 150H163L162 152H161ZM2 151V152H1ZM7 151H8V153H7ZM17 151V152H16ZM29 151V152H28ZM33 151V152H32ZM43 151V152H42ZM59 153H58V152ZM73 152V153H70V152ZM90 151V152H89ZM93 151V152H92ZM102 152V153H100V152ZM108 151V152H107ZM141 151V152H140ZM10 152H11V155L12 156H14V157H11V155H10ZM16 152V153H15ZM31 152V153H30ZM57 152V153H56ZM96 152V153H95ZM105 152V153H104ZM112 152V153H111ZM128 152V151H127ZM137 152V153H136ZM139 152V153H138ZM145 152V154H143V153ZM23 153V154H22ZM40 153V154H39ZM44 153V154H43ZM45 153H46V156H45ZM56 153V154H55ZM97 153H99V154H97ZM112 155H111V154ZM143 154V155H148L149 157L147 158L146 156H143V155H141V154ZM162 153L165 155H163L162 156ZM167 153H168V155H167ZM28 154V155H27ZM35 154H36V156H35ZM71 154L74 156H71ZM77 154V155H76ZM117 156H116V155ZM10 155V156H9ZM16 155H18V160H17V158L15 157ZM21 155H24V156H22V157H20ZM32 155V156H31ZM41 155V156H40ZM54 155V156H53ZM70 155V156H69ZM114 155V156H113ZM28 156V157H27ZM32 158H30V157ZM51 156V157H50ZM53 156V157H52ZM75 156H77V158L75 157ZM86 156V157H85ZM97 156V157H96ZM122 156V157H121ZM170 156V157H169ZM24 157H26L25 158V160L23 159ZM48 157V158H47ZM75 158L74 160L72 159V158ZM82 157H84V159L82 158ZM109 157V158H108ZM127 157V156H126ZM143 157V159H144V157H145V159H147L146 161H144L143 163H142V161L140 162V160H141V158ZM166 157H167V160H166ZM9 158H11V159H9ZM22 158V159H21ZM28 158H30V159H28ZM36 158H38V159H36ZM52 158V159H51ZM71 158V159H70ZM99 158V159H98ZM128 158V157H127ZM127 158H124V159H127ZM151 158V159H152ZM163 158H165V159H163ZM5 159H6V161H8V162H6L5 163ZM9 159V160H8ZM15 159V160H14ZM59 159V160H58ZM63 159V160H62ZM68 159H70V160H72V161H70V160H68ZM85 159H87V160H85ZM95 159H97V160H95ZM114 159H112V160H114ZM117 159H119V157L117 158ZM117 159H115V160H117ZM160 159V161H162ZM28 160V161H27ZM34 160H35V162H34ZM45 160V161H44ZM53 160H55L54 162H53ZM57 160V161H56ZM85 160V161H84ZM92 160H94V161H92ZM100 160V161H99ZM102 160V161H101ZM3 161V162H2ZM15 161V162H14ZM27 161V162H26ZM30 161H33V162H30ZM46 161H47V163H46ZM51 161V162H50ZM62 161V162H61ZM64 161H65V163H64ZM67 161H70V162H68L67 163ZM82 161H84V162H82ZM104 161V162H103ZM118 161V160H117ZM116 161V162H117ZM151 161V160H150ZM162 161V162H163ZM171 161V160H170ZM2 162V163H1ZM12 162V163H11ZM23 162H26V163H23ZM71 162H73V163H71ZM81 162V163H80ZM98 162V163H97ZM109 162H111V160L109 159ZM3 163H5V165L3 164ZM28 163H29V166H27L26 168L28 169H26L25 168V166L26 165H28ZM36 163H38V167H36L37 166V164ZM43 163V164H42ZM69 164V163H71V164H69V166L66 168L65 166H67V164ZM84 163V165H82ZM103 163V164H102ZM149 163H151V162H149ZM152 163H153V161H152ZM186 163V162H185ZM1 164H3V165H1ZM12 164H15L14 166H16V167H14ZM21 164H23V165H21ZM125 164H126V166H125ZM9 165V166H8ZM17 165H18V168H17ZM30 165H32V166H30ZM48 165H49V167H48ZM50 165H52V166H50ZM60 165H65L64 167L63 166H61L59 169L60 170H58L57 168H58V166H60ZM94 165H95V167H94ZM99 165V166H98ZM114 165H116V166H114ZM143 165V166H142ZM2 166L3 167H7L8 169H10V166H11V170H7V172H4L3 171V173H2ZM13 166V167H12ZM44 166V167H43ZM71 166V169H73V168H75L74 170H75V172H74V170L73 171H71V169H68L69 167ZM73 166H76V167H73ZM82 166V167H81ZM150 166H152V167H154L155 165H153V164H150ZM5 167V168H6ZM22 167V168H21ZM29 167H31V168H29ZM36 167V168H35ZM41 167H43V168H41ZM51 167V168H50ZM55 167H56V169H55ZM97 167V168H96ZM157 166H155V169L157 170V168H156ZM15 169V172H14V170L13 169ZM109 168H111V169H109ZM121 168V169H120ZM147 168V167H146ZM146 168H142V169H146ZM20 169V170H19ZM62 169H65V170H63V172H62ZM66 169H68V170H66ZM6 170V169H5ZM16 170H18V171H16ZM51 170V171H50ZM77 170V171H76ZM88 170V171H87ZM156 170H154V171H156ZM34 171H35V173H34ZM36 171L37 172H39V173H45V175H43V174H40L39 175V173L37 174L36 173ZM67 171V173H64V172H66ZM74 172V174L72 175V173L71 172ZM85 171V172H84ZM22 174H21V173ZM28 172L29 173V175L28 174H26V173ZM58 172L59 173V175H57L56 173ZM69 172V173H68ZM112 172V173H111ZM34 173V174H33ZM63 173V175H60V174H62ZM156 173H157V171H156ZM1 174L3 175V176H1ZM56 174V175H55ZM64 174H68L67 176L68 177H66L67 179H69L70 178V176H72L71 178H73L72 180H71V178L69 179V181H67V179L65 178V181L63 180L64 179V177L66 176V175H64ZM71 174V175H70ZM76 174V175H75ZM84 174V175H83ZM93 174V175H92ZM26 175V176H25ZM35 175V176H34ZM42 175V177L44 176V177H46V178H44V179H46L47 181H48V179H49V182H47L46 180H43L42 179V177H40ZM75 175V176H74ZM107 175V176H106ZM150 175H152V174H150ZM157 176H158V178H159V174L157 173L156 174ZM24 176V177H23ZM49 176H50V178H49ZM57 176H59L60 178H58ZM157 176H155V179L157 178ZM165 176V175H164ZM63 177V178H62ZM75 177V178H74ZM84 177H85V179H84ZM104 177V178H103ZM117 177V176H116ZM160 177H162V176H160ZM37 178V179H36ZM38 178H40V180L38 179ZM90 178V179H89ZM118 178V177H117ZM124 178H126V180L128 181V178L129 179H132L133 178V176H125ZM168 178V177H167ZM166 178V179H167ZM30 179V181H28ZM35 179H36V181H35ZM54 179V180H53ZM60 179H62V180H60ZM113 179V180H112ZM165 179V178H164ZM9 180H10V182H9ZM22 180V181H21ZM34 180V182L35 183H33L32 184V181ZM90 180V181H89ZM93 180H94V182H93ZM106 180V181H105ZM7 181V182H6ZM40 181H42V182H40ZM65 183H63V182ZM72 181V183H70ZM114 181V182H113ZM115 181H116V183H115ZM119 181V182H118ZM165 181H167V180H165ZM58 184H57V183ZM92 182V183H91ZM149 182H150V185L148 186V184H149ZM47 183V184H46ZM66 183H68V185L66 184ZM79 183V184H78ZM91 183V184H90ZM99 183V184H98ZM112 184V183H115V184H113V185H116L115 186V188H114V186L113 185H111L112 186V191H109L110 189V184ZM120 183V184H119ZM151 183H152V185H151ZM72 184V185H71ZM73 184H74V187H75V189L72 187L73 186ZM95 184V185H94ZM98 184V185H97ZM108 184H109V186H108ZM118 184H119V186L121 185V187H119L118 186ZM10 184H8L7 186H9ZM11 185H12V183H11ZM37 185V186H36ZM46 185V186H45ZM57 185V186H56ZM68 187H67V186ZM76 185L78 186V187H80V188H78V187H76ZM88 186V188H87V186ZM90 185V186H89ZM92 185V186H91ZM103 185H104V187L105 186H107L106 188L107 189H109V190H104L103 188ZM45 186V187H44ZM48 186H49V188H48ZM83 186H84V188H83ZM125 186V187H124ZM151 186V187H150ZM11 187V186H10ZM43 187V188H42ZM71 187V188H70ZM85 187H86V189H85ZM91 187V188H90ZM95 187V188H94ZM101 187H103V188H101ZM116 187H117V189H116ZM124 188V194L123 193H121L122 192V190L121 189H118V188ZM154 187V188H153ZM38 188H40L39 190H38ZM48 188V189H47ZM56 188V189H55ZM72 188L74 189V190H72ZM78 188V189H77ZM94 188V189H93ZM133 188V187H132ZM151 188V189H150ZM41 189L43 190V191H41ZM47 189V190H46ZM54 189V190H53ZM63 189V190H62ZM88 189V190H87ZM90 189V190H89ZM93 189V190H92ZM103 189V190H102ZM127 189H129L128 191H126ZM133 189H135V188H133ZM47 191V193H45L46 191ZM61 190V191H60ZM81 190H85V191H82L81 192ZM97 190V191H96ZM100 190V191H99ZM114 190V191H113ZM118 190V193L116 192ZM121 190V192H119ZM154 190V191H153ZM36 191H37V193H36ZM73 191V192H72ZM74 191H76V192H74ZM78 191V192H77ZM80 191V192H79ZM133 191H135V192H133ZM41 193V194H39V193ZM43 192H44V195H43ZM96 192V193H95ZM107 192V193H106ZM109 192H110V194H109ZM125 192L127 193V192H130V193H127V194H125ZM139 192V193H138ZM153 192V193H152ZM51 194V195H49V194ZM60 193H57L56 195L55 194H53V199H52V197H51V199L50 200H54V201H50L49 200V202L50 203H48L49 205H47V201H44L45 203V205H46V209H49L50 208V206L52 205V208L54 207V204H55V206H56V204L58 205L59 204V206H60V204H61V200L62 199H60V198H63V196L61 197L59 194ZM71 193H73V194H71ZM117 193V194H116ZM120 193L121 194H123V195H120ZM151 193V194H150ZM158 195H157V194ZM75 194V195H74ZM77 194H79V195H77ZM128 194H130V196H127ZM154 194V195H153ZM160 194V195H159ZM47 195H48V197H47ZM60 197H58V196ZM82 195V196H81ZM111 197H110V196ZM119 195V196H118ZM126 195V196H125ZM150 195H152L151 197H153V199H151L150 198ZM155 195H157L156 197H155ZM55 196H57L56 197V199H55ZM99 196H101V197H99ZM103 196L106 198L107 197V200L105 201L104 199H103ZM122 196V197H121ZM144 196V197H143ZM147 196V197H146ZM149 196V197H148ZM97 199H96V198ZM108 197H109V200L110 199H112L113 197L116 199H112V200H114V201H108ZM138 197L140 198V199H138ZM146 197V198H145ZM161 197V198H160ZM48 198V199H47ZM102 199V201H101V199ZM123 199V200H121V199ZM124 198H126V199H131L130 201L132 202V200L135 202V203H132V204H126L127 202L125 201V205H124ZM144 198V199H143ZM150 199L149 201L147 200V199ZM155 198H157V199H155ZM39 199H41V200H39ZM87 199V200H86ZM125 199V200H126ZM160 199H162L161 201H159ZM34 200V201H35ZM90 200V201H89ZM118 200H120V202L121 203H123L122 205H123V208H124V211L126 210V206L127 207H131V205H133V204H135V205H137V206H135V205H133V207H134V209H133V212H134V214H133V212L129 209L128 211H131V214H129L128 213V211L126 210L125 211V213H124V211L122 210H119L121 207H122V205H120L121 203L118 201ZM136 200H138V201H136ZM151 200H155L156 201V203H154V201H151ZM157 200L159 201V203L157 202ZM58 203H57V202ZM59 201H61V202H59ZM95 201V202H94ZM97 201H99V203L97 202ZM110 203L109 205L107 204L108 202ZM43 202V201H42ZM55 202V203H54ZM82 202H83V204H82ZM88 202V203H87ZM92 202V203H91ZM100 202H103V204L105 205H103L102 203V205L100 204ZM118 202L120 203V204H118ZM146 204H144V203ZM62 203H64V202H62ZM67 203V204H66ZM78 203V204H77ZM112 203V204H111ZM114 203H116V204H114ZM137 203V204H136ZM198 203V202H197ZM197 203H196V201H195V203H193V205H197ZM51 204V205H50ZM65 205H64V208H65V210H66V206L68 207L67 209H69V207H71V205L69 204V202H65L64 203ZM79 204H80V206H82V205H84L83 207L85 208V211H82V210H84V208L83 207H81V209L79 208L80 206H79ZM87 204H89V206L87 205ZM91 204V205H90ZM93 204V205H92ZM98 204V205H97ZM199 204V203H198ZM63 204H61V207L63 208V206H62ZM70 205V206H69ZM79 207H78V206ZM101 205V206H100ZM113 205V206H112ZM116 205V206H115ZM117 205H119V206H117ZM140 205V206H139ZM88 206V207H87ZM91 206V207H90ZM92 206L95 208H92ZM114 207V208H112V211H111V209H109L110 207ZM165 206V205H164ZM90 207V208H89ZM101 207V208H100ZM136 207V208H135ZM142 207V208H141ZM161 207H163V206H161ZM64 208H63V210H64ZM72 208H74L73 206H72ZM78 208H79V210L80 211H78ZM87 208V209H86ZM117 208H119V209H117ZM122 208V209H123ZM141 208V209H140ZM148 208H149V206H148ZM90 209H92V210H90ZM95 210V212H94V210ZM98 209V210H97ZM99 209H101V210H99ZM114 209V210H113ZM115 209H116V211H115ZM138 209H140V210H138ZM64 210V211H65ZM88 210L90 211V212H88ZM98 212H97V211ZM109 210V211H108ZM118 210V211H117ZM136 212H135V211ZM138 210V211H137ZM74 211V212H73ZM91 211H93V212H91ZM111 211V212H110ZM79 212V213H78ZM80 212H82V214H80ZM83 212H84V215H83ZM102 212H104V213H102ZM114 212V213H113ZM122 212H123V214H122ZM163 212H165L164 210H163ZM163 212H162V214H161V212L159 211V213H158V215L159 216H161V218H167V214H163ZM72 213H75V214H72ZM91 213H93V214H91ZM117 213V214H116ZM118 213H119V215H118ZM137 213V214H138ZM166 213V212H165ZM77 214H79V216L77 215ZM129 214V215H128ZM135 215V216H138V215H140V214H138V215ZM74 215V216H73ZM81 215V216H80ZM94 215V216H95ZM96 215V216H97ZM108 215V216H107ZM100 216V215H99ZM134 216V217H135ZM82 217V218H83ZM76 218V219H75ZM79 219V220H81V221H83V219ZM109 218H113V217H109ZM127 218V217H126ZM130 218H127V219H130ZM114 219V218H113ZM79 220H77V221H79ZM76 221V222H77ZM257 229V228H256ZM253 231V232H252ZM248 236H252L253 238H255V239H259L258 237H260V235H261V233H262V230H255V228H252V229H250V230H248ZM259 235H258V234ZM255 234L256 235V237L255 236H253V235ZM258 236V237H257ZM20 236L19 235H17L16 236V238H19ZM23 239V238H22ZM261 242L264 244V241H262L261 240ZM112 259L113 260H115V258L114 257H112ZM117 261H121V262H119V264L121 263V264H127V261L125 260V259H123V258H120V259H116ZM124 261V262H123ZM123 262V263H122Z\"/></svg>",
    "mask_w": 264,
    "mask_h": 264
}]
</instances>
